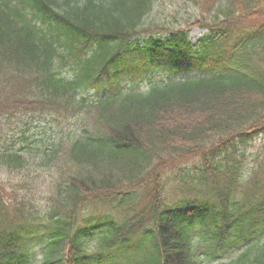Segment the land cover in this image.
<instances>
[{
  "label": "trees",
  "instance_id": "16d2710c",
  "mask_svg": "<svg viewBox=\"0 0 264 264\" xmlns=\"http://www.w3.org/2000/svg\"><path fill=\"white\" fill-rule=\"evenodd\" d=\"M156 1L0 0V119L22 115L19 134L0 138V164L53 159L61 178L41 218L0 200V264H34L36 246L42 264H264V141L263 158L242 163L264 137V0L195 17L209 35L194 45L185 30L144 22ZM194 62L193 77L168 75ZM52 113L74 127L47 136L34 122ZM191 157L198 172L168 191L166 169ZM97 195L120 217L86 240L74 211Z\"/></svg>",
  "mask_w": 264,
  "mask_h": 264
},
{
  "label": "rangeland",
  "instance_id": "374dc122",
  "mask_svg": "<svg viewBox=\"0 0 264 264\" xmlns=\"http://www.w3.org/2000/svg\"><path fill=\"white\" fill-rule=\"evenodd\" d=\"M198 1V0H196ZM211 0H202L201 2H195L193 0H158L154 8L144 17V22H154L162 23L169 28H179L183 26L190 25L188 28V38L191 44H194L195 41L202 37L206 33V29L203 28L202 24L194 25L195 17L200 16L203 21H209L214 19L212 13L215 7L221 6L223 0H220L216 3L214 8L209 7ZM213 7V5H212ZM212 9V10H211ZM53 114V113H52ZM22 115H16L9 122H3V119H0V122L3 123L0 125V138L2 136L15 138L19 133L16 130L11 129L12 126H16V121L21 120ZM36 124L40 125L48 136L52 129H63L65 132L71 130L74 127L75 120H65L58 117L57 113L53 115L43 114L35 120ZM25 129L28 128L27 125H24ZM253 141H256L250 148V155L248 156V161L251 159L252 155L256 153L260 148L261 141H264V137L258 136ZM27 165L22 169H8L0 166V196L4 197L5 193H9L12 190V187L15 188V191L18 193V200L21 196L26 197L28 195L27 190L24 187H21V181L23 178L36 179L35 182V195L41 192L43 186L41 185V178L46 175L47 168L44 166H39L37 164ZM185 167L191 165L190 161H184L181 163ZM213 264H226L225 261H216Z\"/></svg>",
  "mask_w": 264,
  "mask_h": 264
}]
</instances>
